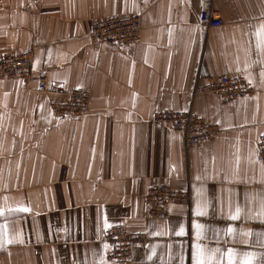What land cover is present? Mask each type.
Wrapping results in <instances>:
<instances>
[{
  "label": "crops",
  "instance_id": "0c3cea01",
  "mask_svg": "<svg viewBox=\"0 0 264 264\" xmlns=\"http://www.w3.org/2000/svg\"><path fill=\"white\" fill-rule=\"evenodd\" d=\"M202 1L0 0V54L33 49L29 83L0 78V264H116L104 241L115 225L147 235L127 264H264V0H210L218 27L199 21ZM133 15L138 43L88 37L98 18ZM39 73L89 89L88 110L55 114L65 96L38 91ZM220 73L251 92H193ZM164 109L217 131L185 148L152 121ZM162 184L190 201L151 217L144 194Z\"/></svg>",
  "mask_w": 264,
  "mask_h": 264
},
{
  "label": "built area",
  "instance_id": "2783aa9c",
  "mask_svg": "<svg viewBox=\"0 0 264 264\" xmlns=\"http://www.w3.org/2000/svg\"><path fill=\"white\" fill-rule=\"evenodd\" d=\"M199 21L207 27H218L222 17L210 0H203ZM141 19L139 15L129 17L104 16L90 25L88 37L97 42H108L118 47H127L141 41ZM33 49L24 48L18 53L0 54V78H20L24 83L32 79ZM36 89L40 92L63 94L65 99L52 102L51 110L57 115H82L88 110L90 90L77 87L64 91L56 84H50L44 73L36 76ZM194 93L215 95L222 100L232 101L251 92V87L239 73H220L198 83ZM152 121L158 125H169L181 135L185 148L203 145L210 134L217 131L214 123L206 122L191 110L164 109L153 113ZM256 159L264 164V134L256 141ZM149 216L163 218L167 215L170 203L188 205V189L177 190L168 184L150 187L144 194ZM147 240V235L140 231H129L124 225H115L106 230L104 241L107 245L106 256L116 264H127L131 250Z\"/></svg>",
  "mask_w": 264,
  "mask_h": 264
},
{
  "label": "snow or ice",
  "instance_id": "6c2138e0",
  "mask_svg": "<svg viewBox=\"0 0 264 264\" xmlns=\"http://www.w3.org/2000/svg\"><path fill=\"white\" fill-rule=\"evenodd\" d=\"M22 210L27 211V209H22ZM197 227H199V226H197ZM181 234H183V229H181L180 233H178V235H181Z\"/></svg>",
  "mask_w": 264,
  "mask_h": 264
},
{
  "label": "bare ground",
  "instance_id": "6f19581e",
  "mask_svg": "<svg viewBox=\"0 0 264 264\" xmlns=\"http://www.w3.org/2000/svg\"><path fill=\"white\" fill-rule=\"evenodd\" d=\"M141 38H142V32H141Z\"/></svg>",
  "mask_w": 264,
  "mask_h": 264
}]
</instances>
